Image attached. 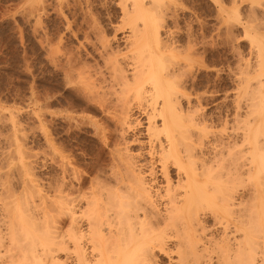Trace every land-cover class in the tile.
<instances>
[{
	"label": "bare ground",
	"instance_id": "obj_1",
	"mask_svg": "<svg viewBox=\"0 0 264 264\" xmlns=\"http://www.w3.org/2000/svg\"><path fill=\"white\" fill-rule=\"evenodd\" d=\"M109 1L112 35L94 19L82 33L92 64L51 51L85 107L51 115L92 127L109 157L81 174L56 140L48 160L27 153L16 116L0 111V264H264V18L245 25L250 60L218 130L202 109L211 92L195 88L196 60L165 24L181 1ZM92 108L108 126L84 116ZM46 164L43 180L35 170Z\"/></svg>",
	"mask_w": 264,
	"mask_h": 264
},
{
	"label": "rangeland",
	"instance_id": "obj_2",
	"mask_svg": "<svg viewBox=\"0 0 264 264\" xmlns=\"http://www.w3.org/2000/svg\"><path fill=\"white\" fill-rule=\"evenodd\" d=\"M180 1L176 3L175 13L166 18L165 24L178 34L177 40L184 51L183 54L191 53L195 58V88L199 94L211 92V96L202 102V109L214 118L213 126L219 130L226 118L231 122L232 104L229 99L235 91L234 78L242 67V62L250 60V43L244 37L245 27L262 22L264 0ZM74 2L75 0H68V5H63L62 8L57 0H0V111L13 112L16 116L26 138L24 150L27 153H39L48 160V140H56V143L74 158L77 169L84 174L83 171L92 167L103 166L109 157L108 150L93 136L92 127L87 128L86 124L76 127L51 115L54 111L64 109L66 105H72L77 110L85 108L75 96V92L70 89L67 91L63 86L62 67L65 57L62 53L92 64L91 59L86 56L91 49L87 45L83 47V36L94 22L111 36L106 25L115 24L117 13L113 6L107 4L109 0H87L88 4L84 1ZM102 3H105L106 7L101 8ZM89 7L90 11L86 12ZM80 42L82 43L78 44ZM190 45L192 47H189ZM55 47L62 52L58 64L51 59V51L55 50ZM61 55L64 58H61ZM224 98L227 99L224 101ZM39 99L41 104L45 105L43 115L39 119L41 122L37 119ZM52 100L53 106L47 108V104L51 105ZM84 116L99 121L100 125H109L104 115L93 108ZM231 125L229 123L228 127ZM0 134L8 135L5 131H0ZM47 165L44 169H38L41 173L35 170V176L43 180L50 179L53 172Z\"/></svg>",
	"mask_w": 264,
	"mask_h": 264
}]
</instances>
